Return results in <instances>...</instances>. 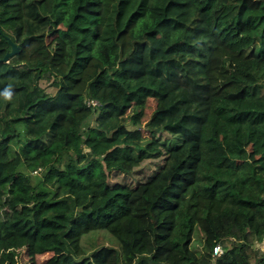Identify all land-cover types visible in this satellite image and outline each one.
<instances>
[{
  "label": "trees",
  "instance_id": "obj_1",
  "mask_svg": "<svg viewBox=\"0 0 264 264\" xmlns=\"http://www.w3.org/2000/svg\"><path fill=\"white\" fill-rule=\"evenodd\" d=\"M263 244L264 0H0V264Z\"/></svg>",
  "mask_w": 264,
  "mask_h": 264
},
{
  "label": "rangeland",
  "instance_id": "obj_2",
  "mask_svg": "<svg viewBox=\"0 0 264 264\" xmlns=\"http://www.w3.org/2000/svg\"><path fill=\"white\" fill-rule=\"evenodd\" d=\"M154 106L156 104V102L154 101ZM230 131H231V135L233 138H235L236 140H238L239 142H242V143H245L248 139V132H249V129L247 127H243L242 129H238L237 130V127L233 126L230 128ZM178 143H181L180 141H178ZM160 162L157 163L156 166H152L153 169H149L148 171H146L145 173V176H141V175H137L139 179L141 180H145V177L148 176V175H151V173L155 170H157L159 167H160ZM111 244L113 246H116V243L114 241L111 242ZM202 234L200 232V229L197 227V226H194V234H193V237H192V241L190 243V250L192 252H194L196 255H201L203 250H202ZM264 248V246H262ZM255 252L256 254H260L262 252V249L259 248V247H255ZM50 256V254H46V255H43V256H39L38 257V260H44L46 258H48ZM2 257V250H0V258ZM6 264H14L11 259H6ZM15 264H20V258H17L16 257V260H15Z\"/></svg>",
  "mask_w": 264,
  "mask_h": 264
},
{
  "label": "water",
  "instance_id": "obj_3",
  "mask_svg": "<svg viewBox=\"0 0 264 264\" xmlns=\"http://www.w3.org/2000/svg\"><path fill=\"white\" fill-rule=\"evenodd\" d=\"M7 39L11 45V51L6 55L5 60H9L10 57L19 52V48L17 47V45L13 43V41L9 37H7Z\"/></svg>",
  "mask_w": 264,
  "mask_h": 264
},
{
  "label": "built area",
  "instance_id": "obj_4",
  "mask_svg": "<svg viewBox=\"0 0 264 264\" xmlns=\"http://www.w3.org/2000/svg\"><path fill=\"white\" fill-rule=\"evenodd\" d=\"M262 246H264V244L261 245V246H259V248H260V247L262 248ZM220 250H221V247H220L219 245H217V246L214 248V254H219Z\"/></svg>",
  "mask_w": 264,
  "mask_h": 264
},
{
  "label": "crops",
  "instance_id": "obj_5",
  "mask_svg": "<svg viewBox=\"0 0 264 264\" xmlns=\"http://www.w3.org/2000/svg\"><path fill=\"white\" fill-rule=\"evenodd\" d=\"M261 249H262V252L260 254H257L259 257L262 256V255H264V248L262 247Z\"/></svg>",
  "mask_w": 264,
  "mask_h": 264
}]
</instances>
